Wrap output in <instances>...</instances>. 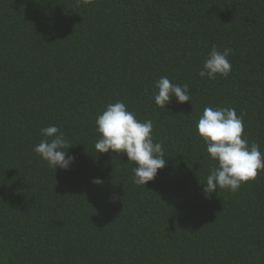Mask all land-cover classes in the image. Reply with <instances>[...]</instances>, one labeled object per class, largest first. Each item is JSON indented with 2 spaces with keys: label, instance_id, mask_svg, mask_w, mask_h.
Segmentation results:
<instances>
[{
  "label": "trees",
  "instance_id": "16d2710c",
  "mask_svg": "<svg viewBox=\"0 0 264 264\" xmlns=\"http://www.w3.org/2000/svg\"><path fill=\"white\" fill-rule=\"evenodd\" d=\"M214 45L234 50L227 78L199 76ZM161 76L191 101L157 106ZM118 100L163 145L147 185L95 149ZM217 106L264 153V0H0V264H264V171L202 192L216 162L196 124ZM49 125L72 144L68 171L33 151Z\"/></svg>",
  "mask_w": 264,
  "mask_h": 264
},
{
  "label": "clouds",
  "instance_id": "9594fccd",
  "mask_svg": "<svg viewBox=\"0 0 264 264\" xmlns=\"http://www.w3.org/2000/svg\"><path fill=\"white\" fill-rule=\"evenodd\" d=\"M94 0H78L88 6ZM233 49H218L215 45L206 55L203 67L199 71L201 78L215 79L217 75L227 78L232 71L229 57ZM154 100L157 106L164 108L173 98L178 103L191 101L190 86L177 84L167 76H161L155 82ZM96 131L100 138L95 143L98 153L123 152L130 163L134 182L147 185L158 175L168 161L163 145L153 139V122L140 120L133 111L128 110L125 102L116 101L106 106L95 120ZM199 136L206 144V151L216 164L202 182V192L210 198L217 189L236 192L243 183L254 180L264 171V153L255 141L246 138L243 114L238 115L235 108L205 107L196 124ZM43 137L33 151L55 170H70L75 163V155L69 154L72 144L65 138L57 125H49L40 130ZM92 183L102 185L104 181L94 177Z\"/></svg>",
  "mask_w": 264,
  "mask_h": 264
}]
</instances>
